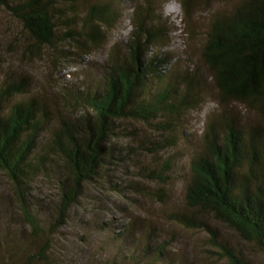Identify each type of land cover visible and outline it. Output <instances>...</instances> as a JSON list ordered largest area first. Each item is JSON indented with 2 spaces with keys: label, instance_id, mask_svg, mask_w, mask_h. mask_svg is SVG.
<instances>
[{
  "label": "trees",
  "instance_id": "obj_1",
  "mask_svg": "<svg viewBox=\"0 0 264 264\" xmlns=\"http://www.w3.org/2000/svg\"><path fill=\"white\" fill-rule=\"evenodd\" d=\"M198 2L182 0L187 18H191ZM100 3L0 0V8L8 10L22 24L31 42L30 49L40 51L71 40L86 48L85 35L94 43L101 42L103 27L112 24L117 14L109 4ZM155 3L148 0L136 14L137 27L127 52L116 51L110 66L96 82L91 81L92 86H87L84 93L70 91L65 96L81 106L79 116L57 114L53 121L54 114L36 98L8 106L15 96L27 93L26 80L5 81L0 87V171L9 180L20 221L30 229L27 237L21 233L20 237L12 238L11 247L8 245L11 251L23 254L22 258L18 255L22 264L50 263L52 240L67 224L71 208L78 204L87 187L108 180L115 160L124 159L115 153L113 146L114 136L121 133V122L158 121L165 125L160 129L171 134L186 113L205 102L204 82L197 71L164 72L169 59L159 53L148 56V50L167 33L161 22L158 24L154 18L147 21ZM60 26L68 29L61 34ZM204 37L202 60L218 90L220 103H238L264 118V0H243L229 15L214 13ZM176 133L163 141L161 150L178 145ZM173 164L169 158L160 171L153 173V179L167 182L166 174ZM189 170L187 207L212 214L264 252V128L237 120L207 121L203 146L192 157ZM37 179L58 180L60 198L51 215L43 213L31 197V185ZM110 183V189H118ZM176 219L186 226L206 229L211 235L209 243L220 260L227 264H253L221 240L208 224L195 225L187 216L176 215ZM132 224L109 239L108 247L116 251L113 264H160L167 258L164 251L167 244H151L150 239L141 237L131 240L137 236V232H132L138 227ZM146 232L145 229L141 235ZM128 237L133 249L129 247L126 252L119 247ZM31 240L38 245V251L29 256L25 250Z\"/></svg>",
  "mask_w": 264,
  "mask_h": 264
},
{
  "label": "rangeland",
  "instance_id": "obj_2",
  "mask_svg": "<svg viewBox=\"0 0 264 264\" xmlns=\"http://www.w3.org/2000/svg\"><path fill=\"white\" fill-rule=\"evenodd\" d=\"M86 1L109 4L117 14L112 24L103 27L101 42L94 43L87 39V35L84 36L86 48L71 40L32 51L22 24L8 10L0 8V87L5 81L13 83L23 79L28 83L27 93L15 96L8 106L16 101L36 98L54 114L51 115L53 121L58 118L57 114L79 116L81 106H76L65 96L70 91L84 93L87 86H92L91 81L96 82L110 66L116 51L120 54L127 52L137 27L136 14L148 0ZM155 1L153 13L147 21L154 18L153 21L158 24L161 22L167 33L148 50V56L159 53L166 57L172 71H197L204 82L205 102L185 114L173 132H177L178 145L165 151L160 149L163 141L173 134L160 129L165 125H160L158 121L121 122V133L114 136L113 146L115 153L124 159L115 160L116 165L109 169L111 175L108 180L87 187L78 204L71 208L67 224L52 240L49 264H113L116 251L108 247L109 239L132 223L135 227L138 225V230L132 232H137V236H132L131 240L141 237L142 240L150 239L151 244H167L164 250L167 258L160 264H227L215 254L209 243L211 235L206 229L181 224L176 215L193 219L195 225L201 222L208 224L218 232L221 240L227 241L246 259L253 264H264L263 251L240 238L212 214L192 210L185 202L190 161L203 146L207 121L237 120L248 126L264 128V118L260 113L238 103H220L218 90L202 60L204 35L209 30L214 13L229 15L243 0H200L193 8L191 18L185 15L182 0ZM79 8L83 13V9ZM66 29L67 26H60L59 32L62 34ZM45 138L46 135L41 143ZM169 158L174 164L166 174L168 181L164 183L153 179V173L160 171ZM50 180L37 179L33 182L31 197L43 213L51 215L52 208L59 202L60 191L58 180ZM110 181L118 189H110ZM20 216L9 180L0 171V264H7V260L9 264H22L23 254H17L18 251H11L8 247L13 243L12 238L20 237L21 233L28 236L30 229L20 221ZM145 229L146 234L141 235ZM126 240L119 248L127 252L133 246H129V237ZM36 246L31 240L30 247L25 250L27 255L37 253ZM2 255L8 258L2 259Z\"/></svg>",
  "mask_w": 264,
  "mask_h": 264
},
{
  "label": "bare ground",
  "instance_id": "obj_3",
  "mask_svg": "<svg viewBox=\"0 0 264 264\" xmlns=\"http://www.w3.org/2000/svg\"><path fill=\"white\" fill-rule=\"evenodd\" d=\"M165 56H166V54H165ZM170 67H171V64H170V62L168 61V62H167V65H166V68H164V72H166L168 69H170Z\"/></svg>",
  "mask_w": 264,
  "mask_h": 264
}]
</instances>
